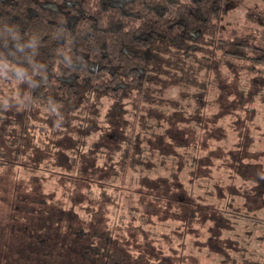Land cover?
<instances>
[{
    "label": "trees",
    "instance_id": "obj_1",
    "mask_svg": "<svg viewBox=\"0 0 264 264\" xmlns=\"http://www.w3.org/2000/svg\"><path fill=\"white\" fill-rule=\"evenodd\" d=\"M230 2L0 0V64L8 82L26 79V105L66 113L76 105L85 109L91 96L113 107L99 134L111 143L109 158L88 166L69 146L60 162L52 151L35 161L43 167L33 166L29 148L20 143L27 139L29 116L17 125L0 115V179L3 173L8 179L0 185V264H186L187 256L210 254L207 211L218 213L214 202L225 192L217 189L214 167L226 177L241 174V153L208 136L210 150L229 157L206 161L199 143L207 130L198 127L187 138L183 118L150 112L161 107V73L165 79L182 74L191 83L188 74L202 69L209 71L206 77L234 59L264 77V46L256 42L261 35L219 36ZM203 184L214 188L208 205L189 189ZM144 203L170 216L158 220Z\"/></svg>",
    "mask_w": 264,
    "mask_h": 264
},
{
    "label": "rangeland",
    "instance_id": "obj_2",
    "mask_svg": "<svg viewBox=\"0 0 264 264\" xmlns=\"http://www.w3.org/2000/svg\"><path fill=\"white\" fill-rule=\"evenodd\" d=\"M230 3L232 7L222 18L220 38L229 40L234 35H237L238 38L246 33L254 34V36L261 35L256 42L263 47L264 0H231ZM164 63L165 60L160 64L161 68ZM3 65L0 64V115L9 117L11 123L14 122L17 125L22 122L24 114L29 116V120H27L29 123L25 129L27 139L20 143L22 148L25 146L29 148L30 156L34 160L33 166L38 164L35 161L45 158L52 151H55V160L60 162L59 153L63 155L64 152H67L69 149L67 146L73 151L79 150V159L87 166L100 159L109 158L107 149L111 143L106 142L103 138L99 139V134H102L105 126L108 125L107 121L110 122L107 116L110 117L112 114L111 104L88 96L85 109H80L79 105H76V111H70L68 108L63 109L67 110L66 113L37 102L31 101L32 105H26L24 97L26 92L24 81L26 79L8 82ZM212 68L214 67L212 66ZM217 68L215 73L207 74L206 77L205 75L209 71L204 72L202 69H198L192 76L188 74L191 83L182 80V74L178 76L180 78L173 75V77L165 79L161 73V81L164 86L162 87L164 95L159 99L161 107L156 110L153 108L150 112L154 118L166 115L171 118L170 121L172 120L171 112L176 114L175 117L183 118V121L187 122L183 128V131L188 134L187 138L198 127L207 130L208 134L203 133V139L199 143V148L207 156L206 161L211 156L219 155L218 161L229 157V155L226 156L225 150H216V148L210 150L212 142L206 141V137L209 136L218 145L222 144L226 148L237 146L241 153L240 162L244 164L241 174L228 176V178L213 163L216 165L214 168H217L213 175L216 179L218 177V182H220L217 184L221 187L217 189L219 192L224 190L225 192L223 196L219 194L220 200L217 199L214 202L218 205L216 209L220 215L218 213L217 215L216 212L214 214L212 210L207 211L209 217L206 227L210 228L209 231L212 232L207 247L210 254L206 257L187 256L185 262L186 264H197L196 261L202 264H222L218 258L220 256L226 262L224 264H264V77L261 75L252 76L249 63L245 61L237 62V60L228 59L224 66H217ZM206 78L211 83H205ZM201 97L202 99H200ZM28 107L30 111L25 112ZM124 108L125 106L122 107L123 110ZM120 111L117 110L115 114L117 117ZM80 118L85 122H81ZM79 122L83 125L82 129H80ZM87 124L90 127H87L88 131L86 132ZM3 126L2 122L0 131ZM8 130L12 132L13 129L9 126ZM79 131L81 134L78 133L79 138H77ZM85 133L86 135L82 137V134ZM13 136V133L9 136L11 140H13ZM30 137L32 139L28 141ZM81 137L83 140L80 141ZM132 141L135 142L133 139ZM2 150L5 151V149ZM214 151L218 154L215 155ZM38 165V168L43 167V164L39 163ZM152 171L149 169L146 172L149 174ZM142 172L144 173V171ZM161 172L162 168L157 169L158 176L161 175ZM3 174L5 176L0 179V185L8 180L7 174ZM128 175L134 182L139 178L132 171ZM145 184L149 186L152 183ZM201 187L206 190H202ZM189 189L198 193L199 198H202L206 205L213 203L215 196L213 193L210 195L211 189L214 190L213 186L208 189V186L203 184L198 188L189 186ZM153 190L160 194V189L154 187ZM127 205L129 204L127 203ZM142 205L146 211L154 213L158 220L170 216L163 209H153L154 205L152 204L144 203ZM205 210V208H201L199 215L204 216ZM163 225L165 227H158L159 231L166 229L167 222ZM116 248L120 249V247ZM125 255L123 256L125 257Z\"/></svg>",
    "mask_w": 264,
    "mask_h": 264
}]
</instances>
